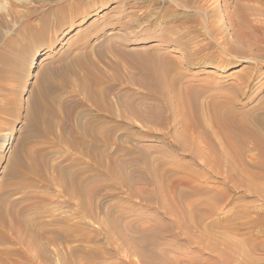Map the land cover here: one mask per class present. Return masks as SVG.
Here are the masks:
<instances>
[{
  "label": "rangeland",
  "instance_id": "rangeland-1",
  "mask_svg": "<svg viewBox=\"0 0 264 264\" xmlns=\"http://www.w3.org/2000/svg\"><path fill=\"white\" fill-rule=\"evenodd\" d=\"M171 4L181 6L177 15L166 11ZM163 12L160 21L155 13ZM43 18L47 26L40 32ZM182 27L190 29L183 38ZM112 43L138 65L166 67L163 83L169 85L168 98L175 108L174 114L164 113L167 124L120 116L114 96L147 97L123 69L122 81H108L114 114L86 101L67 71L74 82L55 94L63 102L56 110L59 116L65 113L66 127L59 126L61 117H48L52 133L44 134L47 124L35 119L34 99L46 78L67 65L88 91H97L100 85L85 76L79 66L85 59L80 57L87 52L88 59L111 76L109 63L117 61ZM126 60L121 58L119 65ZM238 82L247 85L242 100L232 87ZM194 94L209 107L232 97L231 110L238 116L258 113L253 108L264 106V0H0V224L11 221L10 212L23 222L16 234L0 227V264H63L64 255L74 264H128L129 256L137 261L132 253L151 264H264V162L260 168L249 165L248 157L236 159L233 177H226L227 164L199 166L190 156L196 148L186 141L185 132L192 123L189 97ZM98 111L110 139L103 148H90L89 160L81 144L71 149L70 128L87 118L96 120ZM179 143H188V153ZM41 153L54 168L44 176L48 183L39 179L32 187L18 186L28 156ZM15 162L20 166L12 174ZM88 165L87 180L93 183L97 203L93 217L115 225L113 232L80 217L74 204L56 195L55 176H69ZM63 229L76 241L52 243L49 237ZM108 238H115L116 246ZM72 246L76 249L69 251Z\"/></svg>",
  "mask_w": 264,
  "mask_h": 264
},
{
  "label": "bare ground",
  "instance_id": "bare-ground-1",
  "mask_svg": "<svg viewBox=\"0 0 264 264\" xmlns=\"http://www.w3.org/2000/svg\"><path fill=\"white\" fill-rule=\"evenodd\" d=\"M153 1H155V0H153ZM182 6L184 7L186 5H182ZM180 10H181V6L179 4L178 5L171 4L170 6L167 7L166 11H171V13L173 15H175V14L177 15V12H179ZM196 10L199 11L200 9L198 7H196L195 11ZM260 11H262V10H260ZM163 15H164V12L163 13H155V17L158 18L160 21L164 20L165 17H163ZM185 16H187V15H185ZM189 17H190V20L194 18V16H191V15ZM122 23H123V21H122ZM122 23H121V25H122ZM46 26H47V19L43 18L41 21V24H40V30L39 31L40 32L44 31ZM183 29H185L186 31L180 29L181 30L180 33L182 36L181 38H183L185 36V33L188 30H190L189 28H188V30H187V28H183ZM181 38H180V41H181ZM178 40H179V38H178ZM185 45H186V41L183 40L182 44H181V48H185ZM110 49L112 51H114L115 54L117 55V59H116L117 61L109 63V66L114 71V73L111 76H107L104 69L100 70L97 67V65L94 63L93 60L88 59V57H87L88 53L87 52H84L82 54V56L80 57L81 61H82V59H85V62L83 61V62H80V64H79V66H82L86 70L85 76L88 77L89 79H91L93 82L100 85L99 89H97V91H95V92L88 91L86 85H83L84 81L81 80L79 82V80L76 79L77 73L70 66L66 65V67H64L62 69H53L52 70V76L53 77L48 76L46 78L45 88H43V90L41 89V91H38L37 92V98L38 99H34L35 103H36V110L34 113L35 119L39 120L41 123H44V125L47 124L45 126L46 127L45 130L43 131L44 134L52 133L51 129H52L53 123L50 120V118H48V117H52V116L58 117L60 115V111H59V115H58V111L56 109L59 110L60 108L63 107V102L61 101V99H59V95H58V97H57L58 99H57L55 94L61 90L65 91L66 88L69 87L70 84H72L73 79L72 78L70 79L69 76H67V71L71 72L75 76L74 80L78 81V82H74V81L73 82L76 83V85H79L82 87L81 89L85 93V100L90 102L95 107V109L100 110V111H106L109 114H114L115 111L113 110V107L111 105L112 102L110 101V99L108 97L110 89H111V87H110L111 83L109 84L108 81L111 80V81L120 82V81H122L121 79L123 78L122 74H126V76L129 78V80H130L129 82H131V84L132 83L137 84L139 87L146 90L145 94L147 97L142 96L138 92L137 93L140 95L133 93V94H135L136 98L129 96L128 99H122L121 97H119L120 95L114 96V98L115 97L117 98V99L115 98V103L119 107L120 116L122 115L123 117H127V115H132V116H135L137 118L149 117L153 121L166 123V120H165L166 117L164 116V113L172 114L174 112L172 99H169L168 97H170V96H168V94H167L168 88H166V86H169V85H166V83H163L164 77H162L163 76L162 73L167 70L166 67L165 68L163 67L162 69L159 70L157 67L155 68L153 65L149 66L148 64L146 65V64H142V63H140V65H138L137 61H134V60L128 58V56L126 55L125 52L120 51V49L118 48V46L115 43L111 44ZM121 58H125L127 60L124 63H122L121 65H119ZM190 59L191 58L189 57L187 61H190ZM35 64H36V58L34 57L32 60L31 68H33ZM120 70H122V74H120ZM136 74H138L140 76L136 77ZM176 78H178V77H176ZM150 80H152V81H150ZM167 80H169V79H167ZM170 80L171 81L173 80L172 83L175 81L174 79H170ZM232 87L236 88V91H238V93H237L238 99L242 100V99L247 97L248 90H247V85H245L244 82H238L237 85H234ZM196 97L197 96H195V94L189 97L190 109H192V116H191L192 119L190 118V120L192 123L190 125L187 124L188 126H190L187 129L189 131L188 132L185 130L184 131L186 133H188L187 134L188 140L186 139V141H189L188 143L189 144L191 143L192 146H194L193 147L194 149L196 148V150L194 152H192L190 154V156L194 160L199 161V166H201L203 168L207 167L210 169L211 168L210 164L212 161H214L216 163L227 164V169H226L227 175H226V177H233L232 175H234L233 174L234 166H232V165L235 162V160L248 157V164L249 165L251 164V166L254 165L256 167L261 168V164L264 162V106L258 105V107L256 106L257 107L256 109H254L252 107L253 110L254 111L257 110L258 113H254V114L243 113L242 115L238 116L235 112H233L231 110V107L233 104V99H234L232 97L226 96L225 98L227 99V101L224 104L215 103L213 105L211 104L210 107L208 105L205 106V104H203L202 102L200 103L198 101V99H195ZM118 98H121V99H118ZM134 101L140 107L137 108ZM221 105L224 107V110H222V111H221V109H222ZM176 108H178V107L176 106ZM183 109H185V108L183 107ZM62 111H64V110H62ZM66 111H67L66 113L68 115V109H66ZM180 112H182V111L180 110ZM189 112H191V111H189ZM99 113L100 114L97 115L96 120L90 121L87 118V121L82 122L79 126L76 125V126L70 128V131L74 136L73 141L71 142L72 144L70 145L71 149L76 150L75 146L78 144H81V146L84 150L83 155L88 157L89 160L91 159L90 158V154H91L90 148H92V147L103 148L104 146H106L104 144L107 143V141H109V139H110V134L107 131V128L105 127L103 121L100 118L101 117L100 115H103V113H101V112H99ZM206 113H207V116H206ZM59 117H61L59 120V126L62 127V129H64L66 127V124H65L66 115H65V113H63ZM186 118H187V116H186ZM35 119H33V120L31 119L32 125H35L34 124L36 122ZM97 124H100V125L98 126ZM171 125H172V123H171ZM184 125H186V123ZM185 137H186V135H185ZM180 142L182 143V141H180ZM188 143H187V145H188ZM178 145H180V143ZM187 145L181 144L180 147L182 148V150H185L187 152L190 149ZM252 150H256V154L251 152ZM39 151H37V152H39ZM43 156H44V153L39 154V157L28 156V159H30V162H28L24 166L23 170L18 173L19 176L21 177V180L19 182H17L18 186H21V184H23V183L24 184L27 183V185L29 184V187H32L34 184V181L39 180V179L42 182H44L45 184L48 183V180L44 176H47V172L53 168V164L47 163L48 162L47 159L43 158ZM255 158H258L259 161H257V162H258V164L259 163H261V164L257 165L255 163V161H256ZM17 161H18V159H17ZM262 165L264 166V164H262ZM19 166H20L19 162H15L12 166L11 173L15 174V171L17 169H19ZM89 167L90 166L88 165V166H83L80 169L77 168V170L72 172L71 173L72 175H69V176H63V175L55 176L53 179L54 180L53 185H56V191H57L56 195L63 196L66 201L74 204L77 212L80 214V217L92 219L93 221H95L98 224L99 228L104 229L106 232H109V231L113 232L112 229L114 228L115 225H113L112 223L109 224L107 222L100 221L96 217H93V212L97 208V205H96L97 203H96L95 197H94L93 183L87 180V179H89L88 178V176H89L88 172L90 171ZM235 170H236V168H235ZM110 172H113L115 175L114 170H111ZM110 172H108V173L110 174ZM213 172H214V170H213ZM238 173H240V172H238ZM235 175H236V173H235ZM24 177H26V179ZM261 177L264 178V171H263V174H261ZM115 178H117L116 175H115ZM223 180H224V178H223ZM246 183H247V181H246ZM34 197H35V195H34ZM41 197L44 198L45 196L44 197L41 196ZM35 199H37V201L41 200V198H40V200H38V197ZM43 200L45 201L47 199L44 198ZM179 206H180V204H179ZM9 211H11V209H9ZM165 213H167V212H165ZM0 214H2V213L0 212ZM13 214H12V212H10V217L12 218L11 221H8V223L5 222L4 224H0V227L8 228L9 230H11L13 233L16 234L17 231H20V229H22L23 222L16 215L14 217ZM2 216H0V217L2 218ZM182 216L184 217V215H182ZM5 217H7V216H5ZM1 218H0V222L3 220V218H2V220H1ZM186 218H187V216H186ZM118 219H119V217H118ZM66 220H68V219H66ZM59 221L61 222V221H63V219L59 218ZM83 222H85V221L83 220ZM123 225L125 226V224H123ZM118 227H120V226H118ZM121 227H123V226H121ZM70 234H68V232L65 229H63V231L60 230L59 232H55L52 236L49 237V240L52 243H55V242L63 239L64 241L65 240L67 241V242L65 241L66 243H73L74 241H76V239L72 238L70 236ZM41 235H43L42 230H41ZM121 235H123V234H121ZM18 236L15 235V240L19 239ZM104 236L106 238V235H104ZM122 237H124V235ZM80 238L84 239L83 237H80ZM89 238H91V237H89ZM115 238H116V236H115ZM115 238H113V239H115ZM108 239L113 246H114V244L116 246V244L118 243V241L116 243V241L113 240L112 238L111 239L108 238ZM27 242H29L31 244L33 242V240L32 241L29 240ZM75 249L76 248L73 249V246H72L68 250L72 251ZM83 249H85V248H83ZM115 250H116V248H115ZM98 255H99V253H98ZM132 255L134 257H136L135 259H137V261L135 262L134 260L130 259V256H129V258H127V261H125V262H127L128 264H151L148 261H146L142 258H139V255L137 253H132ZM123 256H126V254H124ZM96 257L97 256H95V258ZM60 258H61V261L63 262V264H74L73 263L74 260L72 261L70 259V257H68V256L64 255ZM124 258H126V257H124ZM86 261H89V260L86 259ZM89 263H86V264H89Z\"/></svg>",
  "mask_w": 264,
  "mask_h": 264
}]
</instances>
